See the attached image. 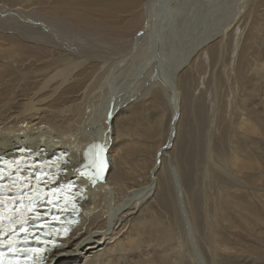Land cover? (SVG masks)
Wrapping results in <instances>:
<instances>
[{"label":"bare ground","instance_id":"obj_1","mask_svg":"<svg viewBox=\"0 0 264 264\" xmlns=\"http://www.w3.org/2000/svg\"><path fill=\"white\" fill-rule=\"evenodd\" d=\"M98 1L105 4L97 5L117 13L89 9L87 0H0V85L7 81V89L0 92V153L20 144L44 147L45 152L64 148L70 166L76 167L89 143L105 141L109 146L110 167L104 183L88 191L78 224L44 264H63L64 259L78 264L79 256L96 249L105 264H172L170 252L178 257L185 253L188 259L183 264H194L197 257L187 248L184 226L171 230L172 226H160L156 218L140 222L141 201L151 194L161 164L168 167L162 158L165 151L157 147L147 166L145 145L125 147V135L134 128L123 127L115 138L113 120L125 111L130 98L137 95L136 99L145 100L159 89L170 110L165 138L169 149L176 122L171 121L179 111L175 74L190 53L201 51L217 32L225 31L230 10L239 11L250 0H146L140 11L141 3L132 4L136 0ZM133 11L127 19L109 21ZM112 97L111 120L106 122ZM254 100L237 132L247 143L233 142L226 164L223 155L216 153L218 163L225 164L220 170L227 171L226 178L218 174L217 178L228 187L221 190L218 184V194L208 206L216 223L209 215L204 222L214 249L209 264H264L260 259L264 256V91L261 99ZM117 147L120 158L115 159ZM124 162L142 164L125 168ZM142 166L145 184L139 187L130 178L140 181ZM171 181L175 194L181 195L179 182ZM124 217H130L128 226L122 225ZM195 218L200 241L202 226ZM117 225L127 226L124 236H118ZM229 250L244 255L228 256ZM97 257L83 264H94Z\"/></svg>","mask_w":264,"mask_h":264},{"label":"rangeland","instance_id":"obj_2","mask_svg":"<svg viewBox=\"0 0 264 264\" xmlns=\"http://www.w3.org/2000/svg\"><path fill=\"white\" fill-rule=\"evenodd\" d=\"M126 1L128 2V0ZM145 1L136 0V3L132 2V4L138 6L141 3V7L137 9L140 11L145 5ZM97 4L105 3L98 0H87L89 9L99 8L112 15L117 13ZM115 9L120 11V8ZM235 12H240V15L237 13L238 18L235 16ZM134 13L135 11L127 13V15H117L111 17L109 21L116 23L121 19L131 17ZM105 15V12L101 14V16ZM26 23L30 24V20H27ZM224 30L217 32L207 41L208 43L205 45L207 48L203 45L200 48L201 51H197L198 53L196 51L190 53L186 63L184 62L182 68L173 78V85L179 98L176 99V101L179 100L176 106L178 105L180 112L176 110L178 114L171 121L172 124L176 122L169 149L165 148L167 146L165 138L169 132L170 123L167 120L171 117L170 110L163 94L161 91L157 92L159 89L156 87V93L147 96L145 100L143 98L136 99L137 95L130 98L124 107L125 111L124 109L119 111L113 120L115 130L113 137L115 138L122 132L123 127L125 129L126 127L134 128V130L128 131V135H125V147L131 143L145 145V162L143 163L147 166L152 163L157 147H162V151H165H163L165 153L163 157L160 150L157 153H161L159 155L170 169L167 166L165 169L161 164L157 170L154 191L152 190L151 194L141 201L138 210L140 216L142 215L140 222L156 218L160 226H172L171 230H177L184 226L185 231L189 234L186 235L187 248L197 257L194 264H209L211 261L214 249L209 246L211 238L204 222L207 215H209L210 221L214 219V214L211 213L208 206H212V196L215 195L213 197L215 198L218 194L219 185L223 187L221 190L228 187L226 183L219 181L217 174L223 178L227 176V171L220 169L225 167L226 159L231 155L230 145L233 142L236 143V140H238L236 143L238 145L243 142L247 143L248 140L245 141L241 136H237V132L241 131L240 119L249 116L246 112L252 109L253 100L261 99L264 91V0H250L243 9L236 11L233 8L230 10L228 27ZM5 46L7 48V43ZM179 77H182L180 85ZM5 85H7V81H2L0 92L7 89ZM250 116L252 117V115ZM116 149L113 158L118 159L116 158V156L120 158V155H117L118 147ZM217 152L223 155L225 164L218 163ZM157 155L156 157L159 158ZM140 164L142 162L123 163L124 166H127L125 168H137ZM142 167L144 174L140 181L137 177L130 178L131 183L132 181L135 185L140 183L139 187L145 184L146 169L144 166ZM171 180L179 182L181 195L175 194ZM191 211L195 212V215L192 213V216ZM196 215L200 220L199 226H202L200 241L195 233L196 227L193 222ZM127 219L129 220L127 221ZM122 221V225L127 223L128 226L130 217H124ZM211 222L216 223V221ZM121 226L117 225V230L121 229ZM127 226L120 230L118 236L121 234L124 236L127 233ZM153 236L155 237L154 234ZM110 243H112L111 240L108 241V244ZM96 250L86 254L85 257L79 256V258L82 257V261L78 264H83L84 260L95 255L98 256V261L94 264H105L100 253ZM226 254L228 256L244 255L241 252H233V250L227 251ZM169 255L172 264H176L175 261L177 264H183L184 260L188 259L185 253L180 254V256L183 255L181 259L180 256L174 255V252H170ZM260 259L264 262V256ZM68 260L64 259L63 264L72 262ZM186 264L191 263L187 261Z\"/></svg>","mask_w":264,"mask_h":264},{"label":"water","instance_id":"obj_3","mask_svg":"<svg viewBox=\"0 0 264 264\" xmlns=\"http://www.w3.org/2000/svg\"><path fill=\"white\" fill-rule=\"evenodd\" d=\"M114 102H115V98L114 97H112L111 99H110V104H109V110H108V114H107V116H106V122H109V120H110V118H111V111H112V108H113V105H114ZM172 137H173V135H172Z\"/></svg>","mask_w":264,"mask_h":264}]
</instances>
